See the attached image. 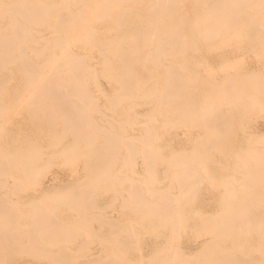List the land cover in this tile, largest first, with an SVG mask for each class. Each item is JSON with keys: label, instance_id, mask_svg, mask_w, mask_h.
I'll return each mask as SVG.
<instances>
[{"label": "bare ground", "instance_id": "obj_1", "mask_svg": "<svg viewBox=\"0 0 264 264\" xmlns=\"http://www.w3.org/2000/svg\"><path fill=\"white\" fill-rule=\"evenodd\" d=\"M257 106L264 0H0V264H264Z\"/></svg>", "mask_w": 264, "mask_h": 264}, {"label": "rangeland", "instance_id": "obj_2", "mask_svg": "<svg viewBox=\"0 0 264 264\" xmlns=\"http://www.w3.org/2000/svg\"><path fill=\"white\" fill-rule=\"evenodd\" d=\"M227 50H228V51H231V52L234 51L233 53L237 54V55H236V57H237L238 55L241 56L240 52H241L242 50H245V49H242V48H239V47L233 46V48H231V49H227ZM246 51H248V50H245L244 52H246ZM236 59H237V58H235L234 61H237ZM238 59H239V58H238ZM243 59H244L247 63H246ZM232 60H233V59H232ZM252 60L254 61L253 63H251ZM234 61H232V63H233ZM239 61H240V62H239ZM239 61L236 62V63H239V64H236V63L234 62V63H233L234 65H231L232 63L230 64V63L228 62L229 65H230L229 68H228V70H229V69H232V68L234 69V66L237 65V66H235V67H237V68H235V69H240V71H243V72H248V71H249V72H250V71H251V72H257V70H258L257 68H258L259 65H260V64H259L257 61H255L254 59L247 60V58H242V60L239 59ZM242 61H243V62H242ZM230 62H231V60H230ZM241 62H242V63H241ZM249 62H250V64H249ZM256 62H257V65H256ZM192 63H194V61H191V64L189 65V67H190V68H193V67H194L193 69H197L198 71H199V69H200V72L202 71L201 74L204 75L206 78H209L208 76L211 77V74H214V73L220 75V74L226 72L227 68H226V69H223V72H222V71H220V72L218 71V70H220V69L222 68L220 65H222L223 68H224L225 66L228 67V66H227L228 63H226V62H225V64H223V63H221L220 61H217V60H216V62H213V63L208 62L207 65H206L205 62L202 61V63L205 64V66L202 67V68H204V69L206 70L205 67H208V66H209L208 70L205 71V70H203L201 67H199L200 65L202 66V65H204V64H200V63H196V64H195V63H194L195 65L193 64V67H192ZM210 63H211V64H210ZM218 63H219V65H218ZM244 63H245V64H244ZM212 64H213V65H212ZM216 64H217L218 66H220V67H218L219 69H217V65H216ZM243 64H244V65H243ZM246 64H247V65H246ZM252 64H253V65H252ZM196 65H197V66H196ZM254 65H255V66H254ZM195 66H196V68H195ZM242 66H243V68H242ZM251 66H252V67H251ZM213 67H214V69H213ZM244 67H245V69H244ZM248 67H249V69H247ZM176 68H177V67H176ZM210 68H211L212 70H215V68H216L215 72L212 73V72L209 70ZM250 68H251V69H250ZM259 68H260V67H259ZM241 69H243V70H241ZM254 69H255V70H254ZM204 71H205V72H204ZM208 71H210V75H209V72H208ZM206 72H207V73H206ZM221 72H222V73H221ZM205 73H206V75H207V74H208V75L206 76ZM242 101H243V100H242ZM244 101H245V100H244ZM245 105H246V103H245ZM258 108H259V109H258ZM256 109H257V111H258V110H261V109L264 110V108H262V107L260 108V106H259V107L257 106V107L255 108V113H253L254 111L252 112L253 114H256V115L260 114V115H258V116H261V117H256V115H254V116L257 118V120H256V118L253 117V114H252L251 117H253V119H255L256 121L253 120L252 118H249V117H250V116H249V117H247V120H248V122H249L251 125H250V126H247L248 129H245V127H240V129L237 130V132H239L238 135L240 134V136H239V138H238V139L240 140V143H241V139L243 140V143H241L240 146H242V145H247V144H248V145H252L251 143H253V142H254V143H258L259 141L261 142V140H262L261 143L264 144V143H263V142H264V141H263L264 138L261 139V137H260V136H262V135L264 136V127H263V125H264V114H263V112H261V111H260V113L257 114V113H256ZM263 110H262V111H263ZM261 113H262V114H261ZM23 114H24V112H20L19 114H16V115H23ZM248 118H249V119H248ZM260 118H261V119H260ZM250 120H251V122H250ZM252 121H253V122H252ZM254 121H255V122H254ZM256 122H257V123H256ZM252 123H253V124H252ZM262 124H263V125H262ZM177 125H178V124H176L175 127H177ZM253 125H254L255 127H254ZM257 125H258V126H257ZM260 125H261V126H260ZM247 127H246V128H247ZM262 127H263V128H262ZM178 128H179V130H177ZM178 128H174V131H175V130L178 131V132L175 131V132H177V134L174 135V138H175V146H178L179 138H180V136H182V135L179 134V133L181 132V130H182V131L185 130V128H182V126H180V125H178ZM191 128H192V131H191ZM241 128L244 129L243 131L246 132V134H243V133H242L243 131H241ZM250 128L252 129V131H251ZM255 129H257V133H256V130H255ZM259 129H261L262 131L259 130ZM253 131H255V132L253 133ZM259 131H260V132H259ZM188 132L190 133V134L188 133V136H189V137L193 136L192 138H194V136H195L194 134H196V132H195V129H194L193 126H192V127L190 126ZM248 132H249V133H248ZM250 132H251V133H250ZM249 134H250V135H249ZM252 134H253L254 136H253ZM178 135H179V136H178ZM241 135H242V137H243L244 139H246L245 141H244V139L241 137ZM246 135H247V136H250V137H247ZM182 137H183V136H182ZM240 138H241V139H240ZM250 138H251V139H250ZM181 139H182V138H181ZM181 139H180V140H181ZM247 139H248V140H247ZM250 140H252L253 142H251ZM255 140H256V141H255ZM236 141H237V140H235V142H236ZM246 141H247L248 143H246ZM254 143H253V144H254ZM261 143H260V144H261ZM255 145H257V144H255ZM255 145H252V146H255ZM258 145H259V143H258ZM263 146H264V145H263ZM42 175L45 176V177H44V183H45V184H46L47 182L50 181V179H51V174H50V173L42 174ZM52 175H53V174H52ZM59 175H60V176H63V175H68V174H59ZM205 175H206V174H205ZM208 175H209V174H208ZM211 175L214 176L213 174H211ZM208 177L211 179L210 176H208ZM214 178H215V177H214ZM214 178H213V179H214ZM48 179H49V181H48ZM215 179H216V178H215ZM239 180H240V182H238V183L240 184L244 179H239ZM239 180H238V181H239ZM241 180H242V181H241ZM213 181H214V180H213ZM213 181H212V182H213ZM205 182H206V181H205ZM205 182H204V184H203V181L200 182V184L202 183V185H203L202 187H204V188H205V186L207 185ZM244 183L246 184L247 181L244 180V182H243L242 184H240L241 186H239V187L241 188L242 185H244ZM47 184H48V183H47ZM47 184H46V185H47ZM205 184H206V185H205ZM244 186H245V185H244ZM207 187H208V185H207ZM239 187H238V188H239ZM242 188H244V187H242ZM110 193H111V195L113 196V193H112L111 191H109V193H108L109 196H110ZM115 206H116V205L114 204V209H113V212H114V213H111L112 215H111L110 213H108L109 215H111V216H113V217L116 216V207H115ZM213 206L216 207V206H218V205H217L216 203L214 204V202H207V203H206V207L213 208ZM113 214H114V215H113ZM189 248H190V249H189L188 251H190V252H194V251H195V249H194V245H190ZM192 250H193V251H192ZM240 251H241V250H240ZM237 252H238V251H237ZM236 254L239 256V258L242 256V253H241V252H240V254H239V252L236 253ZM244 259H245V258H244ZM1 261H3V260H1ZM4 262H5V258H4ZM4 262H3V263H4ZM15 262H21V260H20V259H17V260H15Z\"/></svg>", "mask_w": 264, "mask_h": 264}]
</instances>
